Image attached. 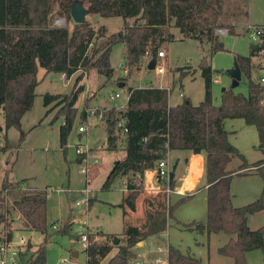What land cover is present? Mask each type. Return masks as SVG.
I'll return each instance as SVG.
<instances>
[{
	"label": "trees",
	"instance_id": "trees-1",
	"mask_svg": "<svg viewBox=\"0 0 264 264\" xmlns=\"http://www.w3.org/2000/svg\"><path fill=\"white\" fill-rule=\"evenodd\" d=\"M231 2L235 0H0V113L3 116L0 138L5 141L3 149L10 148L7 138L10 129L21 132V141L25 137L22 120L32 110L36 89L43 81L39 77L40 68L47 73L65 74L68 79L82 73L77 84L93 70L110 81L116 77L111 64L115 46L123 45L127 66L139 69L147 54L155 60L161 48L174 42L173 28L182 30L185 39L212 44L211 52L223 51L217 30L228 28L229 35L235 36L236 25L229 20L243 15L246 20L248 18L247 12L240 15L238 9L230 11L228 4ZM75 3H82L89 15L122 18L124 26L119 32L111 33L104 26L95 30L86 21L75 23L72 31L68 27L51 25V15L57 5L68 22L73 20L71 12ZM261 51L252 46L249 56L237 57L241 76L248 79V96L225 90L220 105L214 103V71L206 59L201 63L205 99L199 105L184 97L182 103L170 106L168 89L152 86L129 89L124 113L129 129L125 156L114 162L103 185V189L108 190L118 177L128 178L126 196L119 206L123 209L124 233L107 236L102 241L99 239L102 235L88 233L89 246L84 250L86 264H129L135 258V248L167 231L176 210L193 199V195H186L173 205L164 186L156 196L145 199L144 220L140 226L127 220L130 211H136L137 199L143 194L146 172L155 170L160 161L168 159L175 151L204 154L206 164L207 221L182 227L206 233L209 239L217 234L228 236V242L218 249V254L230 259L231 264H247V253L264 250V226L251 230L248 225L249 216L264 212V188L256 201L240 208L233 206L231 195L235 176L257 175L264 183V158L250 166L244 155L231 145L225 127L228 119H241L246 125L255 127L259 135L258 147L264 156V87L252 79ZM83 92V86H74L69 95L44 96V105L50 107L56 103L55 106L61 108L59 115L64 116L60 128L63 151L68 148L78 113L76 105ZM95 98L96 94L86 98L82 121L85 110L93 107ZM120 115L114 108L105 115L109 152L119 150L117 123ZM234 157L243 161L235 171L229 169ZM9 171L0 186V220L4 224V234L9 240L13 239L11 223L17 219L22 225L21 231L45 235L44 242L34 252H30L32 246L28 245L21 260L22 264H47L48 190H21L17 182L8 180ZM169 187L172 192L177 187L174 172L170 174ZM13 190H20L21 196L7 207V196ZM70 228L67 220L57 233L77 237ZM115 248L116 254L106 262ZM168 263L204 264L201 259L172 246L168 247Z\"/></svg>",
	"mask_w": 264,
	"mask_h": 264
},
{
	"label": "rangeland",
	"instance_id": "rangeland-1",
	"mask_svg": "<svg viewBox=\"0 0 264 264\" xmlns=\"http://www.w3.org/2000/svg\"><path fill=\"white\" fill-rule=\"evenodd\" d=\"M228 7L230 11L238 9L237 13L240 15L247 12L249 23L264 25V0H235V2L229 3ZM244 20H246L244 15L235 20L236 25L239 26L235 30V35L239 33V36H226L216 32L218 42L223 44L224 47L223 51H217L216 53L211 52L212 44L206 41L200 43L192 39L181 40L180 30L172 29L174 42L160 49L166 52V73L164 75L148 68L147 64L156 61L152 59L144 62L145 64H142L139 69H130L124 58L126 51L123 45H117L113 48L111 64L116 71V77L110 81L97 75L98 73L93 70L86 73L77 84L76 80L82 73H78L72 79L67 77L61 79L59 74L47 73L44 69H39V77L43 81L36 89L37 96L32 110L22 120L21 129L25 133L24 139L21 141L20 131L14 128L10 129L7 134L10 148L6 151L3 149L5 141L0 138V186L7 170L10 169L8 180L17 182L21 190L25 188L48 190V235H50V241L46 257L47 264H61L62 259L68 260L67 264H86L85 248L79 242L80 236L77 233V229L81 227L82 223H87L85 227H82L84 233L102 235L99 237L101 241L107 236H122L124 233L123 209L119 207L125 195L122 180L117 178L111 189L108 190H104L103 185L113 168L114 162L122 159L125 156V151L122 150V144L118 145L119 152L107 151L106 124L91 128L88 138L86 134H79L78 128L82 123L81 115L86 98L91 94H96V98L92 103L93 106L114 108L115 103L109 101L111 94H121L122 98L116 103L120 106L127 102L130 88L163 85L171 89L170 105H177L183 102L184 98H180V88L184 85L183 90L186 98L190 99L194 105H199L205 99V81L201 70V63L204 59L207 60L214 71L213 80L218 78L221 81L220 84L213 83L212 85L215 105L221 104L224 90H232L235 94L248 96V79L242 76L241 80L236 81L232 77V72H235L238 68L237 57L249 56L250 49L253 46V42L244 31L249 23L245 24ZM85 21L95 30L104 26L111 33L119 32L125 23L119 17L103 18L89 14L85 16ZM51 25L59 28L68 27L72 31L75 22L74 20L68 22L57 5L51 15ZM226 30L228 28H223L221 31ZM252 79L257 82L258 75L255 71L252 73ZM120 83H124L126 86L120 89ZM74 86H83L85 91L87 89V93L80 95L77 102V117L69 136L68 148L63 151L61 149L60 128L63 125L64 116L59 115L61 108H57L56 103L46 107L44 96L46 94L69 95ZM54 106L56 109L48 113V110L52 107L55 108ZM0 121L3 123L2 113H0ZM225 127L229 132L231 145L238 146L241 149L237 148L244 155L248 164L256 163L264 158L258 147L259 135L255 127L246 125L241 119H228L225 121ZM79 144H88L89 148L92 149L89 160L92 162L97 159L100 164L92 167L90 180L82 172L83 166L79 164L80 159L76 154V146ZM99 150H102V152ZM242 163L241 159L234 157L230 169L236 170ZM256 176L252 179H241L242 176L233 178L232 195L240 197L241 192L247 186H253V189L258 187L259 184L262 186L263 180ZM164 181L165 186L167 184L166 180ZM87 191L90 192V204L93 201L92 206L90 209L87 206L78 209L76 202L86 198ZM146 194L147 192L144 190L141 199L144 200ZM20 196V190L11 191L7 196L5 206L10 207ZM169 199H171L173 205L178 201L177 196L173 193L169 194ZM67 220H69L72 234L77 237L57 233L58 229ZM143 220L144 210L130 217V223L138 226L142 224ZM206 221V193H197L191 201L181 205L176 210L175 219L170 221L168 230L169 246L183 252L189 251L191 255L195 254L204 264H228L231 260L219 255L217 252V248L222 245V241L213 239L209 250V237L207 234L192 232L182 227V225L193 222L205 224ZM261 223L263 222L260 219L252 221V229L261 227L260 225H263ZM11 224L14 230L13 242L17 243L21 238L25 239L29 242L28 245L32 246L31 253L44 242L46 236L40 232L28 233L21 231L22 225L17 219ZM55 225L57 230L54 229ZM98 231L103 232V234L98 233ZM3 234L4 224L0 220V237ZM151 240L152 242L147 241V246L134 250L136 259H139L140 255L143 254L145 264H152V258L155 256L152 252L153 245L154 247L160 246L163 249H168L164 246L163 241L156 238ZM75 251L78 253L76 257L73 256ZM116 252L117 249L115 248L106 262ZM159 255L165 259L164 251L159 252ZM247 264H264V250L249 252Z\"/></svg>",
	"mask_w": 264,
	"mask_h": 264
},
{
	"label": "built area",
	"instance_id": "built-area-1",
	"mask_svg": "<svg viewBox=\"0 0 264 264\" xmlns=\"http://www.w3.org/2000/svg\"><path fill=\"white\" fill-rule=\"evenodd\" d=\"M245 33L249 36L250 40L253 42V46H256L260 48L261 51V57L256 58V66L253 71H255L258 75L257 82L259 85L264 87V25H253L249 24L246 28H244ZM222 29H218L217 32L222 33L224 35H229V30L221 31ZM146 59H152L148 54L144 57ZM166 53L164 51H160L158 53V57L155 61V71L160 74L164 75L166 73ZM66 75H61V79H65ZM220 79L216 78L213 80V83L220 84ZM122 98L121 94H111L109 96V101L112 103H115L114 109L121 113L118 119L117 123V136L118 138H122L124 141L126 140V137L129 133V129L126 125V118L124 117V113L127 108V103L129 100V95L127 97V102L125 104H122L118 106L116 103L118 100ZM110 109L108 108H102L99 105L93 106L91 108H88L85 110V117L81 123V125L78 128V132L80 135L86 134L88 138V134L91 128L95 126H99L102 124H105L106 119L105 115ZM88 142V141H87ZM106 149H108V144L106 142ZM92 152V149L89 148L88 144H79L76 146V154L78 155L80 159V164L83 166L82 172L86 174L88 180L90 177V173L92 172L91 169L93 166H99L97 159L89 160L90 154ZM157 174L161 179L166 180V191L168 194H170L172 191L169 187L170 182V174H171V165L169 163L168 159L162 160L157 165ZM160 191V190H159ZM87 197L83 200L76 202V207L83 208V206L90 207V192L87 191ZM89 194V195H88ZM87 223H82L81 227L77 229V233L80 236L79 242L83 245L85 249L89 246V234L84 233L85 231L82 230V227H85ZM54 229L57 230V226H54ZM28 242L21 238L19 242L14 243L13 239L9 240L8 235L3 234L0 237V264H22L21 260V254L26 252ZM161 251H164L165 253V259L163 257H156L154 259V264H169L168 263V249L159 248L157 249V252L161 253ZM143 257V254L140 255ZM68 260L62 259L61 264H67ZM129 264H141L140 262H130Z\"/></svg>",
	"mask_w": 264,
	"mask_h": 264
},
{
	"label": "crops",
	"instance_id": "crops-1",
	"mask_svg": "<svg viewBox=\"0 0 264 264\" xmlns=\"http://www.w3.org/2000/svg\"><path fill=\"white\" fill-rule=\"evenodd\" d=\"M248 16H249V14H248ZM240 20H241V18H240ZM229 22L236 25V21L233 20V19L229 20ZM249 22L250 21L248 20V18H247V20H244L245 24L249 23ZM249 24H251V23H249ZM238 27L239 26L236 25V28H238ZM173 29H175V28H173ZM180 32L182 34V36H180L181 40H186L184 38V36H183L182 30H180ZM235 36H239V33H238V35H235ZM125 51H126V49H125ZM147 60L148 59L143 58L140 67L142 66V64H145L144 62H146ZM150 64H151V62L149 64H147L148 68H149ZM238 70H239V68H237L236 71H238ZM97 75H99V74H97ZM99 76H101V75H99ZM73 77H71L70 79H72ZM125 86L126 85L124 83H120L119 84V88L120 89L124 88ZM156 87L163 88V89L164 88L168 89L169 96L171 95V89L170 88H167V87H165L163 85L156 86ZM183 88H184V85H182L181 88H180L181 89L180 98L186 97V95L184 94ZM86 93H87V89H86V91L84 90V92L82 94H86ZM169 105H170V102H169ZM170 106H176V105H170ZM100 107H102V108H112V107H107V106H100ZM95 127H97V126H95ZM106 142H107V136H106ZM119 144L123 145L122 146L123 147L122 150L125 151V147H126L125 141L122 138H120V137H119V141H118V145ZM234 147L238 148L239 150H241L238 146H234ZM99 151L102 152V150H99ZM118 152H119V150H118ZM168 160H169V163L171 165V172H174L175 180L177 182V187L175 188V190L172 193L177 196L178 200L181 197L186 196V195H193L195 197V195L197 193H204V192L206 193V198H207V182H206V179H205V166H206V164H205V155L204 154L197 155L193 151H175V152H171L169 154ZM79 164H80V162H79ZM254 164L255 163L249 164V165L252 166ZM238 168L236 170H238ZM229 169H230V166H229ZM233 171H235V170H233ZM235 177H238V176H235ZM253 177H255V175L254 176L253 175L242 176L241 179H252ZM256 177H258V176H256ZM118 178H121V180H122V187L125 189V195H124V197H125L126 196L127 184H128L127 183L128 182V178L127 177H118ZM89 180H90V177H89ZM164 183H165L164 179H161L158 176L156 169L146 172L145 179H144V190L147 192V194H146L147 196L144 198V200L141 199V195L138 197L137 202H136V211L135 212H131L130 211L129 217L127 218V220L129 222H130V217H133L134 215L138 214L140 211H143V210L145 211V209H146V206L144 204L145 199L146 198H150L152 196H156L158 194L159 190H162L164 188ZM111 187H110V189H111ZM253 188H254L253 186L252 187L247 186V188H244L243 191L241 192L240 197L238 195H234L233 196L232 195V184H231V195H232L233 206L236 207V208H240V207H244V206H246L248 204H251L254 201H256L258 199V197L260 196V194L262 193V191H263L264 183L262 184V186H260V184H259V186L256 187L257 190H259V191H257L256 188L255 189H253ZM23 190H26V188L23 189ZM237 202H239V203L237 204ZM258 219L262 220V222H263V223H261L263 225H260V226L261 227L264 226V212L257 213L255 215L249 216L248 225H249L251 230H256V229H252L251 222L252 221H257ZM124 221L125 220H124V217H123V225H124ZM169 227H170V222L168 224L167 231L162 233L160 236L153 237V238H156V239H158L160 241H163L165 243L164 246H166V247H169V241H168L169 240V236H168ZM258 228H260V227H257V229ZM89 229H91V228L89 227ZM23 232H28V231H23ZM193 232H196V231H193ZM28 233H33V232H28ZM98 233H102L103 234V232H101V231L100 232L98 231ZM200 234H204V233H200ZM95 235H97V233H95ZM153 238H150L149 240H146V241L140 243L135 248V250H139L142 247L147 246V244H148L147 241L152 242L151 239H153ZM213 239H218V240L222 241V245L217 248V252H218V249L228 242L229 237L225 236L224 234L212 235L210 237V239H209V242H208L209 250H210V244L213 241ZM159 248H161V247L160 246L154 247V245L152 246V252L155 255L152 258V264H154V259L156 257L160 256L159 253L156 250V249H159ZM183 253H190V252L186 251V252H183ZM248 254L249 253H247V255ZM73 256L74 257L78 256V253L76 251L73 252ZM193 256H195V254ZM209 259H210V255H209ZM144 261L145 260H143V257H141V256L139 257V259L134 258L132 260V262H135V263L136 262H140L141 264H145L146 261L145 262ZM231 263H232V261L229 262L228 264H231Z\"/></svg>",
	"mask_w": 264,
	"mask_h": 264
},
{
	"label": "water",
	"instance_id": "water-1",
	"mask_svg": "<svg viewBox=\"0 0 264 264\" xmlns=\"http://www.w3.org/2000/svg\"><path fill=\"white\" fill-rule=\"evenodd\" d=\"M72 18L76 24H83L85 22V16L88 15V11L85 9L84 5L82 3H75L72 7V12H71ZM222 47L223 44H220ZM239 68V67H238ZM150 70L155 69V61L151 62L149 66ZM232 77L236 80L239 81L241 80V72L240 70L232 72ZM225 91V90H224Z\"/></svg>",
	"mask_w": 264,
	"mask_h": 264
}]
</instances>
